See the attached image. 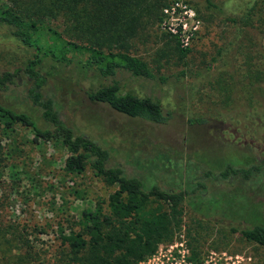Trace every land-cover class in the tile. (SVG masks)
I'll return each instance as SVG.
<instances>
[{"label": "rangeland", "instance_id": "obj_1", "mask_svg": "<svg viewBox=\"0 0 264 264\" xmlns=\"http://www.w3.org/2000/svg\"><path fill=\"white\" fill-rule=\"evenodd\" d=\"M184 2L200 21L197 40L182 47L164 29L162 10L159 23L130 41V53L166 81L125 73L117 77L123 92L158 101L169 116L166 124H148L91 104L83 93L91 82L75 85L70 69L59 77L71 81L55 92L62 120L107 146L110 165L122 166L147 187L175 192L194 187L203 172L217 173L224 163L245 168L264 160V0H211L212 7L204 0ZM9 4L0 0V6ZM178 48L189 52L182 57ZM29 53L0 26V70L19 67ZM100 84L107 82L96 79L92 86ZM236 113L248 118L233 130L226 118ZM31 139L24 129L12 139L0 137L3 153L18 152L10 159L0 156L9 165L0 172V264H67L61 236L80 231L81 211L106 202L116 188L89 169L66 174L67 153ZM202 182L207 190L188 197L171 241L140 264H264L263 246L230 231L249 228L251 222L264 225V167L248 182L237 177Z\"/></svg>", "mask_w": 264, "mask_h": 264}, {"label": "trees", "instance_id": "obj_2", "mask_svg": "<svg viewBox=\"0 0 264 264\" xmlns=\"http://www.w3.org/2000/svg\"><path fill=\"white\" fill-rule=\"evenodd\" d=\"M9 1V5L0 6V26L30 53L19 67L0 70V137L12 139L18 129H24L32 135V143H53L67 153L63 161L66 174L79 175L89 169L116 188L106 202L96 201L81 211L80 231L61 236L68 249L67 264L144 263L156 255L161 244L171 241L173 230L181 225L188 197L207 190L202 180L237 177L248 182L262 172L264 160L245 168L228 162L217 173L203 172L187 191H167L156 184L147 187L140 178L128 176L122 166L110 165L111 150L100 145L91 132L77 131L62 120L55 92L67 84L66 80L71 81L59 77L62 70L70 69L76 73L75 85L80 86L85 79L91 82L83 90L91 104L106 105L125 117L152 125L167 123L169 116L158 101L123 92L117 77L125 73L166 81L130 53V41L145 27L161 21L169 0ZM204 2L213 6L211 0ZM228 20L235 23L234 18ZM177 50L182 57L189 52ZM96 79L107 84L92 86ZM237 115L226 118L233 130L238 129L239 120L248 118ZM260 127L264 134V126ZM17 153L12 148L7 153L0 149V156L6 159ZM7 166L0 157V172ZM230 231L264 247L262 224L251 222L249 228L231 227Z\"/></svg>", "mask_w": 264, "mask_h": 264}, {"label": "built area", "instance_id": "obj_3", "mask_svg": "<svg viewBox=\"0 0 264 264\" xmlns=\"http://www.w3.org/2000/svg\"><path fill=\"white\" fill-rule=\"evenodd\" d=\"M162 25L166 32L175 37L182 47H187L197 40L200 32V21L192 7L184 0H171L163 8Z\"/></svg>", "mask_w": 264, "mask_h": 264}]
</instances>
